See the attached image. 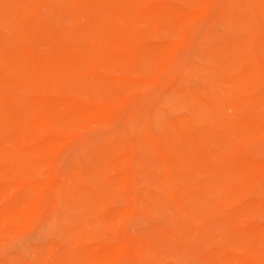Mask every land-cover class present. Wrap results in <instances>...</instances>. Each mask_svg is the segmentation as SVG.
Masks as SVG:
<instances>
[{
  "label": "rangeland",
  "instance_id": "obj_1",
  "mask_svg": "<svg viewBox=\"0 0 264 264\" xmlns=\"http://www.w3.org/2000/svg\"><path fill=\"white\" fill-rule=\"evenodd\" d=\"M135 1L84 0L72 8L56 0L57 11L18 0L0 10L5 46L25 47L38 62L51 53L63 62L70 54L105 52L83 72L69 62L64 73H20L7 88L0 72V89L15 97L0 118V264H264V125L248 119L235 128L234 110L220 94L205 108L185 80L196 78L197 66L204 77L221 67L209 37L246 27L226 9L251 11L256 0H152L144 12L132 9ZM201 10L209 16L198 17ZM173 12L193 17L183 24L164 16ZM153 13L164 15L149 18ZM92 14L101 25L91 26ZM107 26L132 29L137 38L111 48ZM22 27L30 34L25 42L17 39ZM200 35L207 37L185 44ZM156 45L176 51L158 53ZM11 62L0 56L8 71ZM233 80L224 82L225 98L235 97ZM30 98L40 102L37 110ZM67 102L90 110L73 118ZM255 109L253 117L262 119L264 111ZM168 111L201 119L194 126L203 139L190 145L169 127L138 119ZM136 120L150 131L142 140ZM221 121L222 133L211 132ZM23 136L46 149L20 147Z\"/></svg>",
  "mask_w": 264,
  "mask_h": 264
},
{
  "label": "bare ground",
  "instance_id": "obj_2",
  "mask_svg": "<svg viewBox=\"0 0 264 264\" xmlns=\"http://www.w3.org/2000/svg\"><path fill=\"white\" fill-rule=\"evenodd\" d=\"M24 1L25 3H27V6H29L30 9H34L37 7H47L57 11L60 10V6L56 2V0ZM83 1L84 0H68V2L71 3L72 8H75L76 5L81 4ZM150 1L152 0L135 1L134 3H132V9L136 12H144L146 9L144 7L148 5V2ZM17 3L18 0H0V10L4 12L6 10L12 9ZM77 10L78 11L76 12V16L82 17V15L85 14L84 11L80 10L78 7ZM197 13V16L200 18H207L209 16V11L207 10H201ZM226 13L234 19H240L239 21L243 20L244 24H246V27L244 26V28L240 30L239 28H232L231 26H229V28H224L226 32L222 34L221 38L210 36L209 38H211L214 48L217 49L219 53H221V67L208 72L207 76L204 77V69L197 66L193 69L194 74L197 75L196 78L192 76V78H190L191 80L185 78L186 85L189 88L191 87L196 93V95L192 96L193 100L197 102L198 105L204 106L205 108L210 109L211 107H215L219 103L216 95L220 94L221 101L226 103L228 106H231L234 110L235 128H237L239 122L241 123L243 120L248 119L264 125V116L262 119H260L255 118L252 115L256 110L255 108H261L264 111V0H256L255 6L251 11L248 8L238 11L233 7H228L226 9ZM162 15L164 14L153 13V16H150L149 18ZM164 16L169 18L182 17L177 12H173L171 16ZM192 17L193 16L191 15L183 16L181 18V22L183 24L188 23V21H190ZM88 18L91 26L94 27L101 25L100 22L102 21V19L99 15L92 14L91 16H88ZM248 24H251V27H247ZM45 25L42 26L46 28V31L48 30L47 34L51 36L50 40H52V32L50 31L49 26ZM256 25H258V27H256ZM106 28V31L104 30V35L111 37V39L113 40V42H111L110 44L111 48L119 47L120 43H118V41L132 42L137 38V34L132 29L117 30L110 26H107ZM29 36V31L25 30L23 27L18 30V41L25 42L24 40L29 39ZM205 37H207V35ZM205 37L200 35L196 38V40L191 38L188 40L186 39L185 44L189 47L195 46L202 40L206 39ZM3 39L6 40L7 36L0 31V56L9 57L12 61V65L10 66L9 71L5 66L0 65V72H3L4 70L6 71V88L7 85L14 86V84L11 83H14V81L17 80V77L20 73H31L35 75L64 73L65 70H67L66 64L69 62L77 65V67L83 72L84 69L87 70L89 69V67L91 68L97 56L105 53L104 51H99L95 52L94 55L93 53L88 52L82 54H70L69 56H67L68 60L66 58H62L63 62L59 55L51 53L48 56V59L43 60L41 63L37 61L38 56L25 47H21L20 51H15V49L5 46ZM58 44L60 45L62 50L68 48L66 43H61L58 41ZM174 46L175 45H156L153 49H155L158 53H171L176 51ZM18 60H21L22 63H18ZM228 60H230V63L228 62ZM229 75H232L234 77L233 84L236 87L233 91L235 92V97L230 99L224 97L230 92L224 85V82L226 78L229 77ZM169 81H166V84H169ZM248 90L259 92V95L244 97L245 93L248 92ZM1 95L3 97H1ZM0 97V118L3 120L6 118V110L8 109L7 106H11V103L12 101H14L13 99L15 97L14 95H12V99L8 98V96L3 92V88L2 90L0 89ZM31 103L34 106V109L33 107H30V109L32 108L33 111L37 110V107L39 106L37 104L40 102L36 101L35 98H30V104ZM62 105L66 111H73V113H71L73 118H78L80 113H85L90 110L86 106L73 105L69 102L63 103ZM252 109H254V111ZM171 113L172 112L169 111L161 112L159 113V115L154 116L153 119H150L151 117H140L138 119H140L141 121H145L146 123L148 121H150L149 123H155L158 129L163 126L169 127L173 132L172 135L174 136V138H184L190 143V145H195V143L203 139L204 131L194 126V124L201 122V119L195 117L175 118L172 116L173 113ZM140 120H136L134 125V127L136 126L135 131L137 132L136 138L138 140H142L145 135L147 136L150 133L149 130L147 131L145 129H142L143 127L138 124ZM227 127L229 128L231 127V125ZM223 128H226L225 122H217L212 127L211 132L222 133ZM23 137L25 138V140L23 138L25 142L20 141V143H22L20 147L22 146L26 150L39 152L40 150L46 149L47 147V145L45 144H34L35 140L30 139L32 137ZM161 137L162 132L160 130L157 131L154 136H152L154 140H159V138ZM59 143L60 142H57L55 145H58ZM157 152L160 155L162 154L160 151ZM239 162L242 163L241 161ZM79 173H81V175L83 174L82 171H79L78 174ZM21 185L22 183H18V185L15 186L20 187ZM10 213L11 212L4 213V215Z\"/></svg>",
  "mask_w": 264,
  "mask_h": 264
}]
</instances>
